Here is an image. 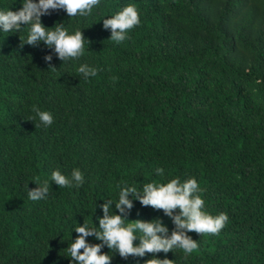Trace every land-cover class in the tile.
Masks as SVG:
<instances>
[{"label": "trees", "instance_id": "1", "mask_svg": "<svg viewBox=\"0 0 264 264\" xmlns=\"http://www.w3.org/2000/svg\"><path fill=\"white\" fill-rule=\"evenodd\" d=\"M0 264H264V0H0Z\"/></svg>", "mask_w": 264, "mask_h": 264}]
</instances>
